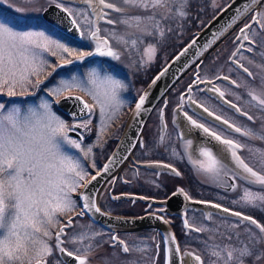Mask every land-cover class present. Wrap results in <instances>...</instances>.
Returning <instances> with one entry per match:
<instances>
[{
  "label": "flooded vegetation",
  "instance_id": "1",
  "mask_svg": "<svg viewBox=\"0 0 264 264\" xmlns=\"http://www.w3.org/2000/svg\"><path fill=\"white\" fill-rule=\"evenodd\" d=\"M58 2L49 3L45 8L50 4H60L62 9H68V15L70 12L72 20L77 21L80 38H72L52 27L42 18V12L35 19L37 29H43L46 34L59 41L74 44L79 52L95 53L97 44H100L105 51L111 48L118 58L94 54L86 56L87 59L81 60L82 63L77 62L73 66L56 65L53 68L55 71L52 69L49 73V79L69 68L94 62L122 78L125 88L124 91L120 90V96L121 92L124 96L122 100L119 99L121 102L118 101L120 103L116 104V109H107L103 118L94 105L91 114H81L79 109L72 108L75 116L56 106V101L66 95H78L85 102L93 104L91 99L79 92L66 93L52 100V110L71 129L68 135L76 138L83 146L80 154H75L82 159L81 167L87 177L79 185L77 193L70 195L71 198L74 197L77 209L62 220L57 230L56 227L51 230L52 236L48 244L52 253L43 257V261H47V264H76L73 258H70V263L65 262L56 247L55 234L63 227L61 247L72 251L74 255L85 256L86 264H165L164 241L158 228L144 226L128 231H109L92 222L82 211L79 193L83 184L101 169L110 156L141 91L199 30L195 29L200 25L199 0H193L192 3L190 1L186 6L184 0H163L162 7L149 9L122 6V12L104 8L99 0H91V6L85 0ZM127 12L132 17L141 18L138 26L135 21L131 22V26L121 22L125 19L123 16L129 15ZM109 20L113 23H108ZM253 27L260 30V25L250 27L248 43L234 57L242 69L231 59L240 43V39H237L238 31H235L208 56L209 76L203 74L206 58L197 70L189 71L154 107L130 155L104 182L98 193V206L105 212L134 218L154 215L165 220L176 238L182 257L181 264H225V249H236L234 255H239V251L245 248L258 255L264 253V234H261V240L257 243L254 237L259 234V229L249 221L242 220L243 216H251L264 225V205L258 203L253 207L242 199L248 192L264 195V186L248 183L251 177L238 166L228 146L203 129L193 126L187 118L190 116L222 139L233 140L242 145L235 149L237 155L254 170L264 174V138H258L264 137V110L248 94L254 90L259 94L264 89V37L259 34L251 36ZM92 32H97L98 40L92 37ZM105 40L107 45L103 43ZM227 40H231L230 45L233 46L228 54L225 50L219 51ZM109 59H113L116 66L107 65L105 62ZM222 62L224 64L221 66ZM245 68L252 75L245 72ZM184 80L182 86L181 82ZM205 80L211 81L209 90L217 94L219 92L215 89L223 92L222 98L227 103L206 93L204 85L192 88L189 98L212 112V118L194 111L185 94L194 81L198 83ZM42 86L43 83H40L36 91L42 90ZM137 87H141L138 94L135 92ZM232 105H236L241 111L237 112ZM178 111L186 117V129H191V133L185 131V125L179 121ZM216 116L221 117V120H217ZM247 116H252L253 119L249 120ZM223 120L237 127L251 129L255 135H241L229 128ZM84 123H87V127H72ZM100 123L103 124L98 127ZM187 141H191V144L188 145ZM201 149L209 150L223 165L219 175L201 171L198 164L194 166L195 161L208 163V158L201 155ZM163 165L171 167L165 168ZM172 168L180 172V175L176 176ZM181 189L182 191H178ZM213 205L242 215H221ZM185 221L189 227L185 226ZM112 236H116L117 241H112ZM120 240L129 248L127 253L123 251L125 245L119 244ZM213 251L220 252L219 259L212 255ZM196 256L201 258L200 261L195 259ZM243 260L244 264H264V258L257 261L254 255L244 257Z\"/></svg>",
  "mask_w": 264,
  "mask_h": 264
},
{
  "label": "snow or ice",
  "instance_id": "2",
  "mask_svg": "<svg viewBox=\"0 0 264 264\" xmlns=\"http://www.w3.org/2000/svg\"><path fill=\"white\" fill-rule=\"evenodd\" d=\"M85 2L91 6V0H85ZM99 2L104 8L117 12L123 11L121 7L106 2V0H99ZM122 3L130 8L143 9L163 6V0H122ZM57 7L59 8L61 5L57 4ZM63 10L68 11L66 8ZM69 15H71L70 12ZM140 20L139 16H134L121 22L131 26V22L135 21L138 26ZM253 21L260 23L256 16H253ZM72 23L76 25L77 21L73 19ZM108 23H113V21L109 20ZM245 27L250 26L246 25ZM261 27L264 29V24ZM244 31L245 29L242 28L241 33ZM91 35L94 39H99L97 32H92ZM244 39L248 40L249 37L245 35ZM103 43L107 45V40ZM134 43L135 41H133ZM53 46L69 55H75L78 60H83L86 56L94 54L118 58L111 48L105 51L100 44H97L95 53L77 52L75 49L45 35L44 32L21 31L8 21L0 20V91L7 87L8 95L15 96L17 85L23 91H27L26 85L33 83L31 77H38L43 72L45 65L48 64L41 53L51 52ZM64 63L72 64L73 61L65 59ZM244 71L248 72V69L245 68ZM248 74L252 75L251 72ZM39 85L40 81H37L34 86L38 88ZM101 86H103V90H101ZM122 87V83L111 75L101 76L96 69H92L84 79L78 75H72L70 79H61L56 86L48 90V95L59 97L61 93L79 90L84 96L89 97L93 104L85 102L81 96H66L65 99L78 101L81 105L79 108L81 114H91L94 105L99 108L103 118L107 109H116L117 91ZM215 91L223 97V92H220L219 89H215ZM248 94L256 102V105L264 110V89L259 94L255 90ZM144 101L145 96H141L136 104L137 112L141 110ZM232 107L236 108V105H232ZM4 109L5 105L0 103V264H25V262L32 264L33 260L36 261V264H41L43 257L52 253L51 246L43 238H51L50 227H54L59 222L57 213L63 214L74 211L76 202L70 197L69 191H75L79 187V182L86 179L87 173L78 160L73 159L62 150L64 145L73 148H80V145L69 137L68 132L71 129L63 119L53 112L52 104L48 99H41L38 105L29 107L24 113L17 106H13L7 111H3ZM204 111L208 112L210 116L213 115L207 108ZM236 111L240 112L241 110L236 108ZM241 114L247 115V113ZM187 118L193 126L203 129L205 133L214 136L215 139L228 146L238 166L251 177L247 181L248 183L264 186V174L254 170L237 155L235 149L242 147V145L233 140L222 139L220 135L212 132L203 124L197 123L190 116ZM215 118L221 120L219 116ZM247 118L253 119L252 116H247ZM223 123L241 135H255L251 129L237 127L227 120H223ZM80 126L87 127V123L72 127ZM186 143L190 145L191 141ZM88 151L90 152L91 149L89 148ZM201 155L208 158V163L195 161L193 162L194 166L198 164L201 171L219 175L223 168L220 161L206 149H201ZM163 167L171 166L163 165ZM107 169L108 165H105L104 171ZM172 172L176 176L180 175V172L175 168H172ZM99 174L97 172L96 175L92 176V180H96ZM87 186L86 183L84 187L87 188ZM178 191H182V189ZM82 198L89 199L87 196H82ZM242 199L253 207L257 206L258 203L264 205V195L261 194L248 192ZM85 207H95V204H86ZM213 207H219V205H213ZM223 210L229 211L228 209ZM96 211L99 212L100 209L96 208ZM80 214L83 215V212ZM232 215L241 216L242 214L233 212ZM242 220L249 221L259 229V234L254 237L255 241L259 243L261 234H264V225L258 223L251 216H243ZM71 222V218H69V224ZM185 226L189 227L187 221H185ZM63 231L64 228L61 227L60 231L55 234L56 247L60 253L72 257L76 264H86L85 256L74 255L72 251H66L64 247H61L63 242L60 240V235ZM111 239L117 241L118 238L112 236ZM119 244L125 245V242L120 240ZM123 251L127 253L129 248L125 245ZM225 251V264H231L233 261L236 264H244L243 258L253 255L257 261L264 258V253L258 255L247 248L240 250L239 255H234L236 249H225ZM188 254L191 255V253ZM212 255L219 259L221 254L218 251H213ZM195 259L200 261L201 258L196 256ZM43 264H47V261H43Z\"/></svg>",
  "mask_w": 264,
  "mask_h": 264
},
{
  "label": "water",
  "instance_id": "3",
  "mask_svg": "<svg viewBox=\"0 0 264 264\" xmlns=\"http://www.w3.org/2000/svg\"><path fill=\"white\" fill-rule=\"evenodd\" d=\"M73 1V0H63ZM264 0H229L220 10H218L207 22L197 30L191 39L187 41L177 53L170 58L163 67L151 78L144 89L137 97L121 132L120 138L111 152L110 156L98 171L100 174L96 180H92V177L88 179L82 186L79 199L82 211L91 219L92 222L100 225L101 227L112 231H128L144 226L156 227L161 231L164 241V255L165 264H181L182 257L177 245L176 238L171 230L169 224L157 217L147 215L144 217H123L114 215L100 209L97 203V197L100 188L104 182L122 165L123 161L130 155L137 139L141 135L142 128L154 109V107L166 97L168 92L192 69H198L199 66L205 61V59L233 32L238 31L237 39H240L239 46L232 54L233 63L240 69L234 57L244 44L248 43V40L244 39V36H248V30L254 24L259 23L253 21V16L257 17L259 7ZM42 18L48 22L52 27L60 30L72 38L79 39V31L76 25H73L72 18L61 7H57L55 4L48 5L41 13ZM246 25L250 27H245ZM245 29L244 33H241V29ZM87 58H84V60ZM78 62V61H73ZM69 65V64H62ZM197 79V76H195ZM211 83L209 81H194L188 86L185 94L188 95L187 102L190 107L197 113L212 118L208 115V112L204 111V108L198 106V104L192 102L189 98L191 89L197 85H204L206 93L215 96L223 103H227L219 94L209 90ZM191 86V87H190ZM75 97L78 95H66ZM59 99V103L56 101V106L67 114H72L74 109H79L81 105L74 99L66 100L65 97ZM141 96H145L144 104L141 106L139 112L136 111V104L139 102ZM179 121L185 125V131L191 133V129H186L187 119L183 113L179 112ZM183 129V131H184ZM108 165L107 171H104V166ZM95 173L94 175H96ZM92 175V176H94ZM91 181V183H88ZM88 184L87 188L84 187ZM82 196H87L89 199H83ZM95 204V207H85L86 204ZM96 208L100 211L97 212ZM221 215L227 216L232 213L224 211L221 207H215ZM60 256L65 262L70 263V258L60 253ZM32 264H36V261ZM43 264V262H41Z\"/></svg>",
  "mask_w": 264,
  "mask_h": 264
},
{
  "label": "rangeland",
  "instance_id": "4",
  "mask_svg": "<svg viewBox=\"0 0 264 264\" xmlns=\"http://www.w3.org/2000/svg\"><path fill=\"white\" fill-rule=\"evenodd\" d=\"M184 1H185L184 6H186V5L190 4L191 0L190 1L184 0ZM206 1L209 3L208 12L210 13V17H211L220 8H222L229 0H206ZM106 2L113 3V4H115L121 8H123L125 6V5H123L122 0H106ZM49 3H59V2H58V0H0V20L8 21L14 27H16L18 30H21V31L44 32L43 29L40 30V29L36 28L35 19H36V17L40 16V13L42 12V10ZM184 13L187 14L186 9H184ZM129 17H132V15L129 14L127 16H123L122 18L127 19ZM201 17H202V15H201ZM143 18H145V17H143ZM19 20H21V21H19ZM258 21H260V23H259L260 30L258 31L255 27H253L250 34H251V36H255V35L259 34L262 37H264V29H262V27H261V25L264 24V2L260 6ZM126 34L128 35L129 32H127ZM45 35L49 36L46 33H45ZM49 37H51V36H49ZM51 38L59 41L56 38H53V37H51ZM59 42L65 44L66 46H68L72 49H75L77 52H79V49H77L76 46H74V44H71L70 42H64V41H59ZM230 42H231V40H227L221 46L219 51L225 50L228 54V52H230L232 47H233L230 45ZM262 45H263V49H264V40H263ZM222 54L225 55V53H222ZM41 55L43 56V58L45 60L48 61V64L45 65L43 72L38 77L37 76L31 77L33 83L26 85L27 91H23L19 85H17V87L15 88V92H16L15 96H9L8 95L7 87H5L3 91H0V103L5 105V109L3 111H7L8 109L12 108L13 106H17V107H20L22 113H24L27 111V109L29 107L38 105L40 103L41 99H48L52 103V100L57 99L58 97H52V96L48 95V90L50 88L56 86L61 79H70L72 75H78L81 79H84L86 77L87 73L92 69H96L100 73L101 76L108 74V75H111L114 79L119 80L122 83L123 87L117 91L116 104L117 103L119 104L121 102L119 99H121V100L123 99L124 94L122 95V92H121V96H120V90L124 91V88H125V85L122 82L123 79L118 78L116 76V74H114L110 70H107L106 68H101L99 63L93 62V64H86L85 66H76L74 68H69L68 70H66V72H60L58 74H55L54 78L51 77V79H49L48 75L51 72V70L56 65L61 66V65H59V63L60 64L64 63L65 59L66 60H72V61H78V63H82V62H81V60H77L75 55H69L68 53L57 50L54 46L52 47L51 52H43V53H41ZM61 57H64V59H61ZM152 61H155V59H153ZM75 63H77V62H73L72 64H69L67 66H73V65H75ZM105 63H107V65L111 64L112 66H116V63L113 61V59H109V61H106ZM117 63H118V61H117ZM209 63H210V60L208 58L205 62V66L203 68V70H204L203 74L205 76H209V74H210V64ZM223 64L224 63L222 62L221 66ZM126 70L129 71L128 68ZM37 81H40L41 84L43 83V86L41 88L42 90H39L38 92L36 91V87L34 86ZM181 83L180 84L183 86L185 83V80L182 81ZM179 87H180V85H179ZM101 90H103V86H101ZM140 90H141V87H137L135 89V92L138 94ZM70 92H79L80 94H83L79 90H71L69 92L61 93V95H64V94L70 93ZM118 92H119V94H118ZM87 98H89V97H87ZM118 101H120V102H118ZM102 124L103 123L98 124V127H100V125H102ZM69 137L72 140L77 141V143H79V145H80V148H73L69 145H64L62 147V150L65 151L68 155H70L73 159L78 160L80 165H81L82 159L77 157V155L75 153L80 154V151H81L83 146L80 143V141H78L76 138L71 137V136H69ZM81 182L82 181L79 182V185L81 184ZM78 188L79 187H77L75 191H69V195H71V194L73 195L74 193H77ZM76 209H77V203H75L74 211ZM74 211L65 212L63 214L57 213V220L59 222L56 223L54 227H50V231L55 227L57 230L59 225L62 223V220L65 217H67L68 215H70L71 213H73ZM43 239L46 241L47 244L49 243L50 238L44 237ZM33 261H35V260H33ZM25 263H27V262H25Z\"/></svg>",
  "mask_w": 264,
  "mask_h": 264
},
{
  "label": "trees",
  "instance_id": "5",
  "mask_svg": "<svg viewBox=\"0 0 264 264\" xmlns=\"http://www.w3.org/2000/svg\"><path fill=\"white\" fill-rule=\"evenodd\" d=\"M192 2L193 0H191V3ZM208 5L209 3L206 0H199L200 14L202 15V17L200 15V25L198 27H195V29L201 28L205 24V22L212 17H210V13L208 12Z\"/></svg>",
  "mask_w": 264,
  "mask_h": 264
}]
</instances>
